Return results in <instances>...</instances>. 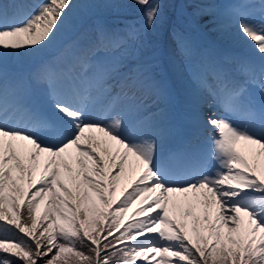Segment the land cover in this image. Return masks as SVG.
I'll return each mask as SVG.
<instances>
[{
  "label": "snow or ice",
  "instance_id": "1",
  "mask_svg": "<svg viewBox=\"0 0 264 264\" xmlns=\"http://www.w3.org/2000/svg\"><path fill=\"white\" fill-rule=\"evenodd\" d=\"M134 2L145 6L151 29L161 5ZM260 5L259 21L250 4L234 15L239 34L264 58V0ZM75 7L73 0H42L31 9L25 0L0 2V264H264V62L258 73L242 65L259 84V102L243 87L197 76L224 113L206 120L211 170L191 155L158 160L149 104L165 89L153 65L138 62L125 73L120 61L82 58L89 84L66 92L58 90L56 69L42 66L35 78L49 89L54 118L8 82L6 54L43 49ZM108 45L114 55L124 46L99 29L95 47ZM115 75L120 90L113 95ZM241 142L258 146L251 162L238 151ZM121 181L125 190L115 198Z\"/></svg>",
  "mask_w": 264,
  "mask_h": 264
},
{
  "label": "rangeland",
  "instance_id": "2",
  "mask_svg": "<svg viewBox=\"0 0 264 264\" xmlns=\"http://www.w3.org/2000/svg\"><path fill=\"white\" fill-rule=\"evenodd\" d=\"M117 1L118 0H73L76 6L75 11L50 44L46 45L43 49L16 53L14 56L12 54H6L5 65L8 70V82L15 86L17 94L24 101H27L31 97L32 92L35 91L39 97L43 98L52 112L57 115L49 98V89L47 85L39 82L35 78L36 73L42 66H51L56 69L60 77L57 87L58 90L62 92L65 90L68 91L71 88L67 82V77L69 76H72L76 81H88L84 75L83 69L80 67V60L82 58L92 64L97 62H123V64H117V67H120L125 73L128 68L133 67L138 62L148 64L152 62L151 64H155V60L151 61L155 58L158 60L156 63L157 65H155L158 67V70L157 68H153L152 74L155 81L165 89L162 95L155 96L149 104V111H151L150 113L153 116L154 123L160 133L155 137L157 140V159L161 160L171 155L172 151H174L172 149V142L179 136L180 130L182 129L192 138L188 141V146L183 150L180 156L193 155L196 157L197 155H202L201 157H206V161L209 162V170H211V168L215 166V161L209 158L211 146L207 147V144L210 143L207 139L210 136V126L206 124V120L213 112L218 115H224V113L220 106L213 102L208 93L199 88L197 76L203 77L207 79L210 84L219 87L221 81L225 84L227 83V77L223 75L224 68L220 63V59H224L227 62V66L234 73H236V71H243L242 67H239L238 57L242 60V64L249 65V63L244 59L243 54H236L228 48L217 44L206 32V30L211 33H214V31H212L209 26L206 27V25H204L206 30L201 28L202 24L209 22V20H205V23H202L198 16H201L202 13L206 15L213 13L214 16L217 17L215 20L218 22L224 20L225 26L223 25V27H221L222 24L218 22V25L212 23L214 27H221L217 30L216 35L223 39V31L228 28L229 34L225 41H228V43L234 46L242 47L250 53L256 54L264 61V58L254 51L251 42L239 34L236 27V17L234 15L236 9L243 8L244 5L250 4L252 7L249 8L248 11L252 13L251 18L259 21L261 19L260 0H243L241 4H238V0H205L202 1V5L197 11L194 9L191 11L186 5L183 6L177 3L175 10L176 18H174L176 19V27L167 25L165 32L161 35V37L164 38L165 46L162 47L160 43H158L151 53H147L139 60L134 59L137 54L135 49H138V47L134 45L130 48V37L138 36V38H142L145 37L147 33L153 31L158 22L159 15L151 29L145 27V8L137 24H133L132 20H126L120 25L111 27L110 30L106 25V21L105 23L101 22V18L106 14V10ZM0 2L9 4V0H0ZM149 2L153 3L152 0ZM209 3H213L214 7L209 5ZM127 8L128 7H126V9ZM102 19H106L110 23L109 18L105 17ZM196 21L201 23H196ZM161 22L162 19L157 24L158 28ZM199 27L203 30L202 32L204 34L200 33ZM99 29H103L109 36H118L121 38L124 46L118 53L114 55L111 52L110 45L100 49L95 47V38ZM72 32H77V37L85 43L84 47L79 50L78 55L76 57L73 56L71 51L67 49H64L61 53L55 54V43L58 40L64 39ZM150 34L153 35V41H155V33L151 32ZM202 40H206V42L211 45L212 49L210 50L204 46L202 47L200 45ZM181 41L187 46V53L180 47L178 42ZM162 61L165 63L166 67H164V64L162 68L159 66ZM171 75L177 77L175 82L171 80ZM120 79V75H115L108 83L109 89L111 90L115 84L119 85ZM32 87L35 88L34 91H32ZM246 92L256 102L260 101L261 93L259 85H251ZM157 104H165V106L164 108L156 109ZM115 111H119V109ZM227 118L239 123L234 117L228 116ZM94 135L101 136L102 134L95 133ZM237 149L251 162L254 158V152L258 150V146L244 145L243 142H241L237 145ZM171 157H177V155H171ZM199 159L195 163H199ZM258 159L260 161L261 171H264V156ZM131 164L135 166V163ZM138 170L139 168H137V172ZM113 171H115V169H113ZM126 171L129 176L133 174V172L128 170L127 164ZM125 186V181H121L116 186L115 198H122L121 192L125 190ZM127 191H131V189L128 188ZM252 195L258 196L260 194L252 193ZM133 206L136 207V205ZM131 211L132 210H129L128 214Z\"/></svg>",
  "mask_w": 264,
  "mask_h": 264
},
{
  "label": "trees",
  "instance_id": "3",
  "mask_svg": "<svg viewBox=\"0 0 264 264\" xmlns=\"http://www.w3.org/2000/svg\"><path fill=\"white\" fill-rule=\"evenodd\" d=\"M127 1L132 6V8L130 9L131 11H134L140 8V6H138V4L134 2V0H127ZM176 1L177 0H156V3H159L161 5V9H160V18L162 19L161 25H163L167 21V19L173 16V14L175 13V10L177 7ZM186 6L189 9H193L195 7V4L192 0H189L187 1ZM127 222H129V220ZM137 264H147V262L138 261Z\"/></svg>",
  "mask_w": 264,
  "mask_h": 264
},
{
  "label": "bare ground",
  "instance_id": "4",
  "mask_svg": "<svg viewBox=\"0 0 264 264\" xmlns=\"http://www.w3.org/2000/svg\"><path fill=\"white\" fill-rule=\"evenodd\" d=\"M128 163H134V160L132 159V158H130V160H129V162ZM132 175H134V174H132ZM131 176V175H130Z\"/></svg>",
  "mask_w": 264,
  "mask_h": 264
}]
</instances>
